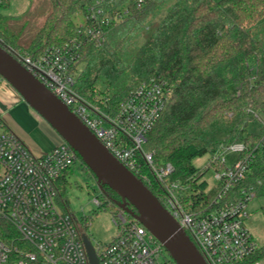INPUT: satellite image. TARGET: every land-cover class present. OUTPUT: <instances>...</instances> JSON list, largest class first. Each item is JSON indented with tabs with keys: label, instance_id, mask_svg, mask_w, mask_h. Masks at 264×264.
Listing matches in <instances>:
<instances>
[{
	"label": "trees",
	"instance_id": "1",
	"mask_svg": "<svg viewBox=\"0 0 264 264\" xmlns=\"http://www.w3.org/2000/svg\"><path fill=\"white\" fill-rule=\"evenodd\" d=\"M93 2L51 0V10L28 46H22L11 32V17L0 14V46L17 58L37 59L49 46L77 35L75 17L84 15ZM104 6L116 19L104 41H90L83 47L73 67L76 89L115 111L140 82L163 77L171 89L169 100L147 134L144 150L153 153L156 167L173 165L170 181L188 187L183 202L190 208H215L221 189L209 188L203 176L208 169L225 167L216 158L224 146L244 142L251 150L262 133V127L254 133L248 126L264 114V0H144L140 6L137 0H104ZM4 80L0 75V83ZM253 153L246 179L224 201L240 198L245 188L264 196V145ZM207 154L210 163L197 168L193 160ZM77 157L90 170L78 153ZM143 167L151 178L143 183L164 203L165 189L152 178L151 169ZM62 180L64 184L66 177ZM101 187L105 198L101 205L121 210L119 203L126 200L120 193L108 183ZM65 189L60 192L63 199ZM17 236L9 222L0 220L2 239L11 243ZM263 259L264 246H260L238 264ZM32 264L49 263L39 256Z\"/></svg>",
	"mask_w": 264,
	"mask_h": 264
},
{
	"label": "built area",
	"instance_id": "2",
	"mask_svg": "<svg viewBox=\"0 0 264 264\" xmlns=\"http://www.w3.org/2000/svg\"><path fill=\"white\" fill-rule=\"evenodd\" d=\"M143 2L137 0L138 6ZM115 19L107 12L104 0H94L83 22L77 24L75 37L49 46L37 59L29 55L18 59L141 181L151 182L143 166L151 169L152 178L165 189L163 205L208 264L240 263L260 247L245 224L247 205L255 193L245 188L236 200L224 198L246 179L254 150L264 145V121L253 149L235 142L224 146L216 157L225 165L221 170L214 169V185L221 189L214 200L216 207L190 208L183 202L188 187L170 181L173 165L156 167L153 153L144 150L147 134L169 100L167 81L161 76L143 80L115 111L76 89L73 67L83 47L90 41H104ZM230 151L239 156L228 165L225 154ZM77 159V152L66 141L45 153L32 152L0 117V220L9 222L18 233L11 243L0 237V264H32L39 256L49 264H90L83 241L86 232L60 196L62 179ZM94 201L101 204L98 198ZM112 219L118 227L116 235L108 242L93 244L101 264H177L155 235L126 210L121 208Z\"/></svg>",
	"mask_w": 264,
	"mask_h": 264
},
{
	"label": "water",
	"instance_id": "3",
	"mask_svg": "<svg viewBox=\"0 0 264 264\" xmlns=\"http://www.w3.org/2000/svg\"><path fill=\"white\" fill-rule=\"evenodd\" d=\"M0 75L73 147L97 177L126 200L119 206L139 220L165 246L177 264H208L191 237L159 198L121 163L97 136L11 52L0 46ZM131 205L135 210L128 206ZM90 264H101L87 234Z\"/></svg>",
	"mask_w": 264,
	"mask_h": 264
},
{
	"label": "rangeland",
	"instance_id": "4",
	"mask_svg": "<svg viewBox=\"0 0 264 264\" xmlns=\"http://www.w3.org/2000/svg\"><path fill=\"white\" fill-rule=\"evenodd\" d=\"M50 10L51 0H8L5 5L0 4V14L11 17L9 22L11 32L16 34L18 42L22 46H28L33 41ZM75 21L77 24L83 22L81 13L76 15ZM149 32V30L146 31L139 38L138 43H141ZM7 84L5 80L0 83L1 97L4 96L8 103L5 108L0 106V116L3 117L7 127L15 132L36 154L48 152L61 144L64 139L59 133L10 84ZM262 121H264V114L256 121L251 122L248 130L259 133ZM238 156L239 154L236 152L226 153L227 164L231 165ZM211 159V155L207 154L195 158L193 164L202 169L210 163ZM202 180L208 183L209 188L212 187L215 184L214 169H208ZM63 187L66 189L61 202L63 203L65 200L92 243L97 245V243L111 240L118 232V227L112 219L115 210L101 205L104 204L105 198L98 179L90 170L84 168L79 159L66 174V182L61 185V188ZM95 198L100 200V205L95 203ZM261 264H264V260Z\"/></svg>",
	"mask_w": 264,
	"mask_h": 264
},
{
	"label": "crops",
	"instance_id": "5",
	"mask_svg": "<svg viewBox=\"0 0 264 264\" xmlns=\"http://www.w3.org/2000/svg\"><path fill=\"white\" fill-rule=\"evenodd\" d=\"M82 17H83V15H82ZM6 87L8 88V86H6ZM0 102H1L0 106H2L1 108H5L8 104L6 99H4V96L1 97V94H0ZM0 117L3 119L2 116H0ZM256 197H258V198L256 199ZM254 198L250 202H248V205H247V211H248L249 215H248V219L246 222V226L249 229V231L251 232V234H252L253 238L255 239V241L257 242V244L259 246H264V196H255ZM261 263H262V261H260L256 264H261Z\"/></svg>",
	"mask_w": 264,
	"mask_h": 264
}]
</instances>
